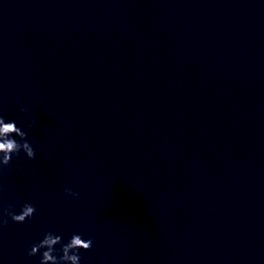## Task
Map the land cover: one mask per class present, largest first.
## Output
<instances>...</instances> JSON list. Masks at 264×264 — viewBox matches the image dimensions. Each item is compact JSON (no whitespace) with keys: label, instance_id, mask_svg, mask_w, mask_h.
<instances>
[{"label":"clouds","instance_id":"obj_1","mask_svg":"<svg viewBox=\"0 0 264 264\" xmlns=\"http://www.w3.org/2000/svg\"><path fill=\"white\" fill-rule=\"evenodd\" d=\"M21 111H24V109L21 108ZM27 135V132L17 126L15 120L6 122L5 117L0 115V168L10 165L13 157L19 156L21 151L29 160L36 158L34 148L26 139ZM16 137H19V141ZM65 192L72 196L79 195L72 192L71 189H65ZM35 212V206L30 203H25L19 214L12 211L11 206H9L0 215V226L7 225L8 218H11L14 223H24L26 220L31 219ZM92 244L91 238L85 240L77 233H74L67 243H63L60 235L47 232L42 239L30 247L27 255L32 257L40 254L39 264H80V250L88 251ZM57 245H60L61 255L59 256L55 254Z\"/></svg>","mask_w":264,"mask_h":264}]
</instances>
